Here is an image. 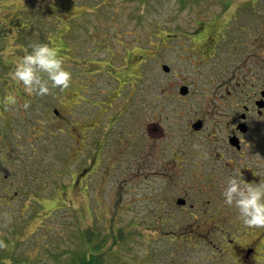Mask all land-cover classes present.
Masks as SVG:
<instances>
[{
	"label": "rangeland",
	"instance_id": "1",
	"mask_svg": "<svg viewBox=\"0 0 264 264\" xmlns=\"http://www.w3.org/2000/svg\"><path fill=\"white\" fill-rule=\"evenodd\" d=\"M225 1L54 0L50 13L43 0H0V186L13 182L19 191L0 198L2 264H76L84 251L100 253L97 264H264V226L243 225L236 211H173L179 191L164 193L169 185L152 176L162 145L177 143L182 106L198 111L204 95L224 90L220 58L228 65L229 57L233 83L246 75L249 102L264 89V0H229L233 18L222 29L229 52L200 57L192 44ZM25 12L39 13L49 33L22 27ZM13 33L17 47L5 54ZM38 41L58 46L73 76L65 89L28 96L9 71ZM184 79L194 91L186 101L173 94ZM155 81L169 96L166 115L154 117L163 134L146 130L144 100ZM9 90L14 105L2 100ZM55 109L61 115L51 120ZM181 137L197 142L194 134ZM231 236L252 244V257L237 258Z\"/></svg>",
	"mask_w": 264,
	"mask_h": 264
},
{
	"label": "flooded vegetation",
	"instance_id": "2",
	"mask_svg": "<svg viewBox=\"0 0 264 264\" xmlns=\"http://www.w3.org/2000/svg\"><path fill=\"white\" fill-rule=\"evenodd\" d=\"M227 12L223 10L220 16H215L214 22L209 24L210 31L200 33L201 30H198L190 37L192 44L198 47L200 57L211 58L216 57L222 51H230L225 46L226 32L222 31L224 24L228 21L224 15ZM232 18L233 16L230 17ZM220 59L223 64L218 67L221 66L219 72L222 74L219 75L217 84L224 90H215L214 94L209 97L204 95V106L198 111H194V107L188 104L182 106L185 113L180 116L179 112L176 116V128L178 129L175 141L177 143L171 141L169 144L162 145L163 149L159 154V168L155 169L152 175L169 185L161 188L164 193L170 187L179 191L175 197L176 206L172 209L173 211H236L232 206L223 202L221 195L227 177L238 173L249 181H257L264 177V120L262 119L264 106L261 107L257 103L261 97H254L249 102L245 83L241 80L246 75H240V79H236L233 83L231 75L227 76L228 68H225L230 65L229 57H227L228 65L224 58ZM174 72L175 77H179L177 71L174 70ZM210 81L213 82L214 79L211 78ZM155 82L156 86L151 85L147 99L144 100L145 109L149 112L146 130L163 134L164 128L159 126L154 117L166 115L164 107L169 96L162 81ZM192 84L184 79L173 92L174 98L183 97L181 100L186 101V98L194 92L191 89ZM182 85L186 86L185 92L181 91ZM231 88L238 89L240 96L232 95L233 89ZM186 107L190 109L186 111ZM53 115L51 120L60 117L61 113L54 111ZM165 119L168 117L166 116ZM115 121L114 119L110 125L112 126ZM96 124L97 127L100 125L99 122ZM182 134H194L197 142H188V137L183 139ZM109 138L110 131L105 135L104 141H109ZM232 161L235 171H232L229 166ZM185 166L186 169H183ZM1 183L3 184L2 181ZM13 184L10 182L8 187L0 186V198L13 199L16 197L19 193L18 185ZM28 192L26 194H29ZM161 201L162 199L159 200ZM229 240L234 246V251H238L237 258L247 260L252 257L255 251L252 244L245 246L235 241L232 236Z\"/></svg>",
	"mask_w": 264,
	"mask_h": 264
},
{
	"label": "clouds",
	"instance_id": "3",
	"mask_svg": "<svg viewBox=\"0 0 264 264\" xmlns=\"http://www.w3.org/2000/svg\"><path fill=\"white\" fill-rule=\"evenodd\" d=\"M14 33L8 37L4 53L14 51ZM11 80L22 86L28 96L43 95L52 89L69 87L72 80L71 70L65 66V57L53 43L38 41L24 47L23 54L13 58L9 71ZM5 105L16 104L15 91L9 90L2 97ZM29 99L23 100L28 108ZM223 202L232 206L240 222L245 226H264V177L257 181L246 180L242 174L227 177L221 193Z\"/></svg>",
	"mask_w": 264,
	"mask_h": 264
},
{
	"label": "trees",
	"instance_id": "4",
	"mask_svg": "<svg viewBox=\"0 0 264 264\" xmlns=\"http://www.w3.org/2000/svg\"><path fill=\"white\" fill-rule=\"evenodd\" d=\"M54 0H51V1H44L43 0V2H45V8H46V11H50V13H52V9L55 7V4L53 5V2ZM183 1V3H186L187 1H196V0H182ZM251 0H248L247 2H250ZM30 2L32 3L33 2V0H30ZM254 2V0H252V3ZM255 3V2H254ZM27 8H30V6H28ZM230 9H231V4H230V1L229 0H226L225 2H223V10H227L228 12L227 13H229V15L230 16H227L226 18H228V19H226V20H232V19H230V17L232 16V12L230 11ZM36 11L37 12H40V9H38V8H36ZM35 13L34 14V16H32L31 14H30V12H25V14H24V16H22L21 17V19L23 20V23H22V27H25V26H27V27H31L32 25H36V27H40L41 28V31H42V33L43 34H47V33H49V29H48V27L45 25V22H44V20H42L41 19V17H40V15H39V13ZM215 16H217V15H214V17ZM213 17V18H214ZM213 18H211L210 19V21H212V19ZM201 22V21H200ZM214 22V21H213ZM0 26H1V24H0ZM0 30H1V28H0ZM36 31V30H35ZM58 32V31H57ZM55 35H58L56 32H55ZM0 36H1V32H0ZM49 38V37H48ZM127 108V106L125 107V108H123L122 110H120V111H123L124 109H126ZM122 113V112H121ZM119 116H121V114L119 115ZM118 116V117H119ZM118 117H116L115 119H117ZM88 127V126H87ZM90 128H92V126H89V128H88V130L90 129ZM87 129V128H86ZM88 134V133H87ZM86 134V135H87ZM106 135V134H105ZM104 136V135H103ZM87 137V136H86ZM69 174H70V176L72 175V172H69ZM76 180V179H75ZM100 244V243H99ZM99 244H94V247H98L99 246ZM89 253H91V255H89ZM99 255H100V253H97V252H88V254L86 253V251H84L83 253H80V254H76V258H75V260H76V264H97V259L99 258ZM3 258L2 257H0V262H1V260H2ZM3 262H1L0 264H2Z\"/></svg>",
	"mask_w": 264,
	"mask_h": 264
},
{
	"label": "water",
	"instance_id": "5",
	"mask_svg": "<svg viewBox=\"0 0 264 264\" xmlns=\"http://www.w3.org/2000/svg\"><path fill=\"white\" fill-rule=\"evenodd\" d=\"M162 68L165 70V71H168L170 69V67L167 65V64H162ZM186 90V86L185 85H182L181 86V91L182 92H185ZM261 107L264 106V89L261 90V99L258 100L257 102Z\"/></svg>",
	"mask_w": 264,
	"mask_h": 264
}]
</instances>
